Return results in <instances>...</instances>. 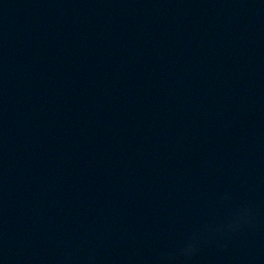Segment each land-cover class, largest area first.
I'll return each instance as SVG.
<instances>
[{
    "label": "water",
    "instance_id": "1",
    "mask_svg": "<svg viewBox=\"0 0 264 264\" xmlns=\"http://www.w3.org/2000/svg\"><path fill=\"white\" fill-rule=\"evenodd\" d=\"M0 264H264V0H0Z\"/></svg>",
    "mask_w": 264,
    "mask_h": 264
},
{
    "label": "clouds",
    "instance_id": "2",
    "mask_svg": "<svg viewBox=\"0 0 264 264\" xmlns=\"http://www.w3.org/2000/svg\"><path fill=\"white\" fill-rule=\"evenodd\" d=\"M195 249V244L193 242H188L187 245L185 246V248L183 249V251L186 254H190L191 252H193Z\"/></svg>",
    "mask_w": 264,
    "mask_h": 264
}]
</instances>
